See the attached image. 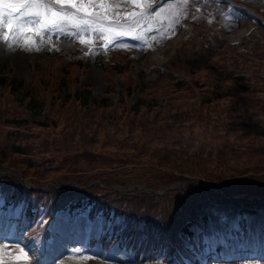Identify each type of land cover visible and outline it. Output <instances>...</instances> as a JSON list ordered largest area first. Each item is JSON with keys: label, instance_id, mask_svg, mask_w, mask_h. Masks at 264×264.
<instances>
[{"label": "rangeland", "instance_id": "obj_1", "mask_svg": "<svg viewBox=\"0 0 264 264\" xmlns=\"http://www.w3.org/2000/svg\"><path fill=\"white\" fill-rule=\"evenodd\" d=\"M154 1L130 0L122 2L126 3L122 6L117 0H74L72 4H56L52 0H45L43 4L29 6L7 0L0 5V12H3L6 23V27H0V142L11 127L5 121L8 112L29 118L24 129H21L24 133L21 139H28L32 143H37L43 135L55 139L61 136V132L67 131V138L72 137V147L58 148L56 151L60 158L68 159L65 160L66 164L69 160L107 158L115 162L117 169L122 168L123 171L141 167L138 173H146V168H167L170 172L180 173L183 169L153 159L149 145L159 144L161 140L174 149L181 136L192 134L201 140L210 141L213 138L215 147L225 139L228 145L225 149H217L215 155L211 154V159L218 155L236 157L235 154L238 155L241 151L244 153L243 157L253 155L255 150L248 147L247 139L250 131H255L253 129L256 127H249L245 130L247 132H241L239 128H233L240 125L233 120L242 119V124L248 115L240 107L245 105L248 110L255 111L256 100H261L264 92L257 89L244 91L232 79L220 77L215 72L208 75L207 69L202 67L181 73L182 81L186 83L181 88L158 79L155 65L163 64L175 48L187 45L194 38L195 34L189 32L188 24L182 22L180 16L190 14L195 0H167L155 10H146ZM72 6L76 10L72 11ZM37 11L40 13L38 23H24L26 20L36 19L27 13ZM53 12L59 16L71 13L75 19L60 20L59 16H53ZM81 12L84 14L81 15ZM232 14L236 17L235 12ZM232 14L228 13L230 16ZM9 15L13 17L11 22H8ZM89 19L94 22L90 24ZM54 20L58 29L45 27ZM85 20L88 22L83 23ZM18 23L23 26L17 27ZM214 26L216 24L212 25ZM250 27V24H245L235 30V34L226 37L233 42L242 31ZM93 28L104 32L103 39L108 41L106 46L96 45L92 41ZM208 28L210 31L216 30L200 25L193 32L198 29L197 32L205 35L209 32ZM4 36L8 38L4 39ZM116 36L119 39H115ZM142 39L152 43V51L140 43ZM220 41L215 42L218 44ZM111 44L113 46L108 49V56L102 55ZM129 44L137 49L139 44L143 45L142 52L138 50L134 55L129 51ZM127 51L133 54L128 60L125 58ZM121 58L123 60L117 67L111 64ZM178 74L180 72L177 70L176 75ZM127 82L132 88L128 85L122 87ZM216 87L219 90L213 89ZM83 88L88 89V95L84 96ZM67 95H70L73 102V113L83 117L80 112L83 109L97 118H83V122L88 121L87 130L85 127L78 129L77 122H72L71 125L62 118L53 120L56 111L54 107H64L61 100H65ZM3 98L13 102L8 106L10 109L1 107ZM57 101L60 105L56 104ZM217 105L222 107V113H218ZM231 105H235V110L223 121L225 110ZM32 108L40 109L41 114H32ZM108 109L114 110L107 111ZM41 115L49 122L48 126L39 124ZM107 115H110V119L118 116L120 120L118 125H110L109 137L105 136L101 127L106 125L100 120L108 117ZM135 116L141 117L146 126L147 142L142 144L132 142L131 126L122 124L123 118L135 121ZM251 120L248 122L249 126L258 125L260 121L256 115H251ZM137 125L139 128L138 123L136 127ZM225 126H228L227 131ZM237 131H240V135H236ZM133 132L136 133L135 128ZM84 135L88 141L79 140ZM62 139L64 137L57 141ZM7 145L4 143L3 146ZM192 147L193 145L190 146ZM173 149L169 153L170 159L180 161L184 156H191L177 153ZM4 165L12 167L8 163ZM52 169L55 172L50 175L60 171L57 170L58 167ZM184 175L185 178H179L182 180L181 184L196 181V177L206 180L195 174ZM24 177L29 180L27 176ZM125 177L130 179L133 176ZM93 179L104 183L100 178ZM115 183L118 182L109 184L115 186ZM235 194V199L218 204L208 201H196L192 204L186 222L191 231V242L185 238L190 251L182 255L183 260L175 258L171 253L165 258L162 254L153 257L137 254L128 244L132 243V238L128 235L132 230L129 228L126 229L127 234L125 230L113 232L112 236H118L120 241L113 240L110 246L109 242L100 245L97 237H105L109 229V215L106 210H88L85 198H80L71 208H59L50 214L45 213L42 204L23 209L21 203L25 199L19 200L18 205L0 199V248L4 249L3 253H8L0 257V264H56V260H63L60 262L65 264H264V195L252 198V194L244 197V192ZM23 211L24 217L21 215ZM119 214L123 220L124 215ZM26 217L29 218V223ZM135 223L141 224L142 220H135ZM212 237H219V242H214L216 240ZM17 255L21 259H15Z\"/></svg>", "mask_w": 264, "mask_h": 264}, {"label": "trees", "instance_id": "obj_2", "mask_svg": "<svg viewBox=\"0 0 264 264\" xmlns=\"http://www.w3.org/2000/svg\"><path fill=\"white\" fill-rule=\"evenodd\" d=\"M236 1L252 6L264 18V0ZM206 5L203 4L204 7ZM223 7L224 4L220 3L216 4L213 9L220 14ZM230 9L238 13V24L250 19L255 23L254 28L241 36L231 46L214 32H206L205 35L200 34V32H193L195 39L189 40L190 42L187 45L175 48L163 61V64L155 65L158 79L181 88L186 84L182 81L183 76L181 73L202 67V69H207L208 75L211 72H215L220 77L224 76L223 78L225 79H232L233 83L237 87L240 86L244 91L257 89L264 92V24L239 8L230 6ZM203 12L204 10L200 9L197 13L198 16H202ZM219 40L221 41L217 44L215 41L219 42ZM132 55L127 51L125 54L126 60L131 59ZM121 60L123 59L112 61L111 64L117 67ZM177 70L180 72L178 75H176ZM3 82H6V80ZM127 83L122 87L128 85V87L132 88V85ZM213 89L219 90L218 87ZM82 92L84 96L89 93L87 88H83ZM217 97H220V95ZM65 98V100H61V104H64V107L59 106L61 108L57 107L59 108L58 110L54 107L56 111L55 115H53V120L62 118L65 123L70 122L71 125L72 122H77L78 129L85 127L87 130L89 128H86L88 121L83 122V118H97L91 112L83 109H80L83 117L73 113V110H71L73 109V102L70 95ZM1 101L3 102L1 107L6 109H10L8 106L13 103L8 98H3ZM256 103L255 111L248 110L245 105L240 107V110L248 115L242 124V119L233 120L240 124L235 125L233 128H239L241 132H247L245 130L249 127H256L253 129L255 131H250V136L247 139V143L249 142L248 147H253V150H255L253 155L243 157L244 153L241 151L240 154H235L236 157L226 158V155H218L211 159L213 157L211 154L215 155L217 149H225L228 143L223 139L219 141V146L215 147L213 138L210 141L201 140V138L195 137V134L191 135L193 138L191 136H181L180 141L175 143L174 149L168 147L161 140L159 141L160 145L157 143L149 145L151 146L153 159L156 161L161 160L163 163L183 169L180 170L183 171L180 173L170 172L171 170L167 168L151 170L146 168V173H138L141 167L130 170L124 169L125 172L122 168L117 169L115 162L107 158L94 159L91 157V159L85 161L69 160L68 164H66L65 160L68 159L60 158L56 151L58 148L68 149L72 147L70 146L72 137L67 138V131L61 132L60 137H57V135L58 139H51L43 135L37 143H32L28 139H21L24 134L21 129H24L25 123L28 122L29 118L7 112L5 121L9 125L11 124V127L8 130V134L2 136L5 140L3 139L4 141L0 142V161H5L20 171L23 176H27L33 186H26L21 178L12 174L0 172V194L5 198L11 197L14 201L25 199L27 206L32 208L42 204L46 207L45 212L47 214H50L52 209L58 206L65 204L74 205L79 202L80 198H85L93 208H112L115 213L124 215V219L126 218V229L132 230L128 233L125 229V232L129 234L130 239L133 238L130 246L133 247L137 254L141 252L146 255L156 254L155 256H157L158 254L169 253L170 249H173L176 256L181 258L184 253L190 251V247L184 242V238L188 240L191 238V231L188 229L186 222L192 204L199 200L219 203L235 199L224 194L219 187L231 193L241 191L264 193V97L261 100H256ZM56 104L60 105L58 101ZM217 107L219 108L218 113H222V107L218 105ZM109 110L112 111L114 109H108L107 111ZM234 110L235 105L229 106L225 110L223 121ZM32 114L40 115V109L32 108ZM251 115L259 116L258 125L249 126L248 122L252 121ZM42 116H40L39 124L48 126L49 122L43 119ZM107 116L106 118L102 117L103 119L100 120L106 125L101 127L104 129L105 136L109 137L111 136L109 132L110 125H118L120 120H118V116L113 119L109 118L110 115ZM135 117V121L132 119L134 122L131 119L123 118L124 123L122 124L131 126L132 142L142 144L144 141L147 142L146 126L143 125L141 117ZM138 118L141 120L139 121ZM136 123L139 124V128L138 125L136 127ZM88 125H91V123H88ZM225 127L227 131L228 126ZM95 128L99 127L95 126ZM134 128L136 133L133 132ZM240 131H237L236 135H240ZM91 133L93 135V128ZM62 137L64 139L57 141ZM80 139L88 141L85 135L84 137L80 136ZM233 142L238 143V141ZM4 143L8 144L7 147L3 146ZM192 145L193 147L190 148ZM183 147H186V149H183ZM29 149L31 153L28 154ZM172 149L177 153L191 156H184L180 161L170 159L169 153H171ZM242 149L244 150L245 148ZM51 168L60 171L50 175L55 172ZM185 173L202 176L208 181L209 185L217 187L211 188L200 181H193L166 189L163 192H155L138 189L119 190L110 185L92 183L83 186L75 183L64 184L67 180L85 183L87 180L97 177L106 184L109 182L123 184L132 180V182L159 189L175 179L185 178ZM125 176L133 177L129 179ZM48 180L50 181L48 182ZM29 210L31 211V208ZM140 219L143 220V227H133L135 220Z\"/></svg>", "mask_w": 264, "mask_h": 264}, {"label": "snow or ice", "instance_id": "obj_3", "mask_svg": "<svg viewBox=\"0 0 264 264\" xmlns=\"http://www.w3.org/2000/svg\"><path fill=\"white\" fill-rule=\"evenodd\" d=\"M7 2V0H0V5H3ZM12 2H16V3H20V4H24V5H40V4H43L45 3V0H12ZM53 3H56V4H72L74 3V0H52ZM19 11V10H17ZM28 15L30 16H35L36 19H30V20H26L24 21V23H27V24H34V23H38L39 22V17H40V13L37 11V12H30V13H27ZM133 15H135V13H133ZM53 16H59L58 13L56 12H53ZM13 19V17L11 15H9L8 17V22H11ZM59 19L60 20H64V19H75V17L69 13L67 14L66 16H59ZM88 21H83V23H87ZM23 24H20L18 23L17 24V27H22ZM0 27H6V23H5V17H4V14L3 12H0ZM46 28H57L58 29V24L57 22L54 20L52 21V23L50 25H45ZM8 37L7 36H4V39H7ZM15 39V37H13ZM135 38V37H133ZM115 39H119L118 36L115 37ZM82 43H84V41H81ZM4 249L3 248H0V253H3ZM21 252H23V249H21ZM15 259L19 260L21 259V256L20 255H17L14 257Z\"/></svg>", "mask_w": 264, "mask_h": 264}, {"label": "water", "instance_id": "obj_4", "mask_svg": "<svg viewBox=\"0 0 264 264\" xmlns=\"http://www.w3.org/2000/svg\"><path fill=\"white\" fill-rule=\"evenodd\" d=\"M3 168L4 170H7L8 172L18 176V177H22L21 173L17 170H14L13 168L11 167H7L6 165L3 164ZM24 182L26 184H28V182L26 181L25 178H23ZM200 181L204 182V183H207L203 178H199ZM92 183H99L97 180H92L90 181ZM100 184V183H99ZM175 184H171L169 185L168 187H172L174 186ZM115 187L119 188V189H127V188H132V187H137L138 189H146V190H153L152 188H145L144 186H141V185H137V184H134V183H125L123 185H115Z\"/></svg>", "mask_w": 264, "mask_h": 264}, {"label": "bare ground", "instance_id": "obj_5", "mask_svg": "<svg viewBox=\"0 0 264 264\" xmlns=\"http://www.w3.org/2000/svg\"><path fill=\"white\" fill-rule=\"evenodd\" d=\"M26 181H27V180H26ZM212 239H215V240H216V241H214V242H217V241L219 242V240H218L219 237H215V238L212 237Z\"/></svg>", "mask_w": 264, "mask_h": 264}]
</instances>
